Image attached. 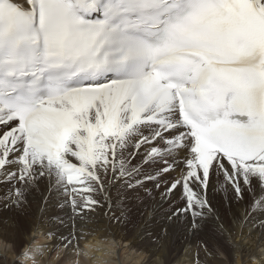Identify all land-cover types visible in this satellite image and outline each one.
Listing matches in <instances>:
<instances>
[{
	"label": "snow or ice",
	"instance_id": "6c2138e0",
	"mask_svg": "<svg viewBox=\"0 0 264 264\" xmlns=\"http://www.w3.org/2000/svg\"><path fill=\"white\" fill-rule=\"evenodd\" d=\"M164 174L193 228L213 176L264 210V0H0L5 207L46 181L86 219Z\"/></svg>",
	"mask_w": 264,
	"mask_h": 264
},
{
	"label": "bare ground",
	"instance_id": "6f19581e",
	"mask_svg": "<svg viewBox=\"0 0 264 264\" xmlns=\"http://www.w3.org/2000/svg\"><path fill=\"white\" fill-rule=\"evenodd\" d=\"M158 179V190L152 180L136 190L112 188L111 209L105 202L86 219L70 204L60 207L64 198L46 181L23 208L5 207L9 186L0 183V264H15L14 252L33 241L45 249L40 264H264V210L252 208L250 194L237 201L223 177L213 176L208 198L216 215L196 229L190 214L173 215L184 202L180 192L167 193L171 177Z\"/></svg>",
	"mask_w": 264,
	"mask_h": 264
},
{
	"label": "rangeland",
	"instance_id": "374dc122",
	"mask_svg": "<svg viewBox=\"0 0 264 264\" xmlns=\"http://www.w3.org/2000/svg\"><path fill=\"white\" fill-rule=\"evenodd\" d=\"M158 188H159V187H156V190H158ZM230 222H231L232 224H235V223H236L235 220H231ZM35 236H37V235H35ZM35 236H34V238H37V237H35ZM14 262H15V261H14ZM253 262H254V261H253ZM249 263H250V262H249Z\"/></svg>",
	"mask_w": 264,
	"mask_h": 264
}]
</instances>
